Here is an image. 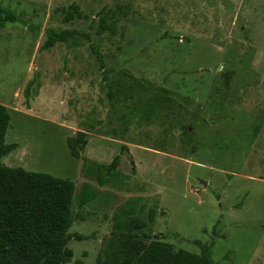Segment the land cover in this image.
Returning <instances> with one entry per match:
<instances>
[{"label":"rangeland","instance_id":"rangeland-1","mask_svg":"<svg viewBox=\"0 0 264 264\" xmlns=\"http://www.w3.org/2000/svg\"><path fill=\"white\" fill-rule=\"evenodd\" d=\"M0 6L24 20L0 25L5 143L17 145L2 162L73 181L63 264H112V235L127 231L214 264H264V0ZM50 28L90 40L42 49ZM78 132L76 158L66 139ZM83 184L95 197L80 206Z\"/></svg>","mask_w":264,"mask_h":264},{"label":"trees","instance_id":"trees-1","mask_svg":"<svg viewBox=\"0 0 264 264\" xmlns=\"http://www.w3.org/2000/svg\"><path fill=\"white\" fill-rule=\"evenodd\" d=\"M78 10V6L72 3L65 17L71 19L74 13L79 15ZM14 22H24L23 17L0 6V25ZM99 25L101 30L113 32L104 20L101 19ZM75 37L90 40L88 34L75 29L56 31L50 28L41 48L48 49ZM91 49L100 60V53L93 47ZM29 92L27 85L24 90L26 104L30 99ZM9 121V112L0 103V264H63L72 255L66 244L70 239L68 229L72 223L74 183L48 173L5 165L2 157L17 147L15 143H5ZM66 144L71 156L77 158L86 144V134L78 132L68 137ZM115 163L116 159H113L106 175L112 172ZM107 180L106 176L97 178L100 185ZM94 197L95 193L83 184L77 197L78 204L82 206ZM149 218H153L152 211ZM144 225L138 218H131L126 224L128 229ZM109 254L112 264H214L207 256L184 249L174 250L170 243L146 240L130 231L113 233Z\"/></svg>","mask_w":264,"mask_h":264},{"label":"water","instance_id":"water-1","mask_svg":"<svg viewBox=\"0 0 264 264\" xmlns=\"http://www.w3.org/2000/svg\"><path fill=\"white\" fill-rule=\"evenodd\" d=\"M205 184V183H204Z\"/></svg>","mask_w":264,"mask_h":264}]
</instances>
